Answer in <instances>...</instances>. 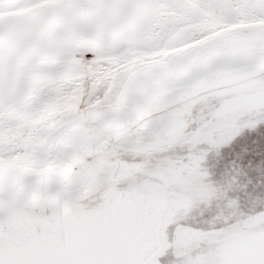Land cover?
<instances>
[{
	"label": "snow or ice",
	"instance_id": "snow-or-ice-1",
	"mask_svg": "<svg viewBox=\"0 0 264 264\" xmlns=\"http://www.w3.org/2000/svg\"><path fill=\"white\" fill-rule=\"evenodd\" d=\"M0 264H264V0H0Z\"/></svg>",
	"mask_w": 264,
	"mask_h": 264
}]
</instances>
